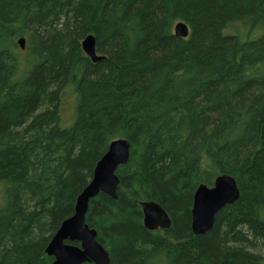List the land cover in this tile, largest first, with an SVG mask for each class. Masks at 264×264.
<instances>
[{
  "label": "trees",
  "instance_id": "obj_1",
  "mask_svg": "<svg viewBox=\"0 0 264 264\" xmlns=\"http://www.w3.org/2000/svg\"><path fill=\"white\" fill-rule=\"evenodd\" d=\"M118 139L117 199L86 214L110 264H264V0H0V264L53 263L47 246ZM220 175L240 197L196 236L195 192ZM143 202L170 228L148 230Z\"/></svg>",
  "mask_w": 264,
  "mask_h": 264
},
{
  "label": "water",
  "instance_id": "obj_2",
  "mask_svg": "<svg viewBox=\"0 0 264 264\" xmlns=\"http://www.w3.org/2000/svg\"><path fill=\"white\" fill-rule=\"evenodd\" d=\"M174 34L180 38L190 35L189 27L179 22L174 27ZM22 50L26 47L24 38L18 40ZM82 49L92 62L103 58L97 54L96 40L92 35L82 42ZM130 156V144L124 139L113 141L107 153L97 163L92 180L78 196L75 213L66 219L51 239L46 248L48 256L54 258L52 264H110V256L105 248L97 241V232L86 223L91 199L100 193L117 199L119 179L116 171L125 165ZM240 197L236 181L227 176L216 178L213 187L201 185L195 192L191 229L194 235H204L212 230L216 215L225 207L234 204ZM141 207L144 215V226L155 231L167 230L171 226V219L167 212L154 202H143ZM72 243H79L74 245Z\"/></svg>",
  "mask_w": 264,
  "mask_h": 264
},
{
  "label": "rangeland",
  "instance_id": "obj_3",
  "mask_svg": "<svg viewBox=\"0 0 264 264\" xmlns=\"http://www.w3.org/2000/svg\"><path fill=\"white\" fill-rule=\"evenodd\" d=\"M60 109L62 115V125L64 127L70 126L73 122L72 120L75 111V95L72 89L68 88L66 90ZM0 201H1V194H0Z\"/></svg>",
  "mask_w": 264,
  "mask_h": 264
},
{
  "label": "flooded vegetation",
  "instance_id": "obj_4",
  "mask_svg": "<svg viewBox=\"0 0 264 264\" xmlns=\"http://www.w3.org/2000/svg\"><path fill=\"white\" fill-rule=\"evenodd\" d=\"M160 230V229H159Z\"/></svg>",
  "mask_w": 264,
  "mask_h": 264
}]
</instances>
